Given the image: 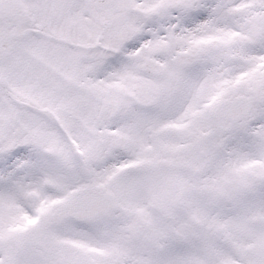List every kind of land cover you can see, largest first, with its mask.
<instances>
[{
	"label": "rangeland",
	"instance_id": "rangeland-1",
	"mask_svg": "<svg viewBox=\"0 0 264 264\" xmlns=\"http://www.w3.org/2000/svg\"><path fill=\"white\" fill-rule=\"evenodd\" d=\"M46 1L0 0V264H264V0ZM192 93L198 110L164 111ZM239 96L252 111L212 127L209 109ZM157 129L163 150L148 155ZM87 182L112 189L116 210L61 223L58 203Z\"/></svg>",
	"mask_w": 264,
	"mask_h": 264
},
{
	"label": "water",
	"instance_id": "water-1",
	"mask_svg": "<svg viewBox=\"0 0 264 264\" xmlns=\"http://www.w3.org/2000/svg\"><path fill=\"white\" fill-rule=\"evenodd\" d=\"M110 4L111 2H107ZM229 13L232 16L240 15L244 13L242 8L232 7L229 9ZM240 105L236 112H229L232 105ZM251 108L250 103L241 104L240 99L235 102H223L211 112L210 117L220 125L226 116H230L234 121L240 120L245 114L249 112ZM162 131L154 132L151 136L153 147L150 151L161 150L160 135ZM113 210L112 195L109 192H105L100 185L88 184L82 188L75 190L71 199L63 203L59 208V215L62 220L69 218H77L82 220H88L93 217H97L101 214L107 215ZM256 255V254H254Z\"/></svg>",
	"mask_w": 264,
	"mask_h": 264
},
{
	"label": "bare ground",
	"instance_id": "bare-ground-1",
	"mask_svg": "<svg viewBox=\"0 0 264 264\" xmlns=\"http://www.w3.org/2000/svg\"><path fill=\"white\" fill-rule=\"evenodd\" d=\"M246 1L247 0H240L237 2V4H240V3L246 2ZM212 8H213V6H210V7L205 6V7H202L201 9L196 10L195 12L191 13L187 32L180 33V32H176V31L172 30V31H170V34L175 35L176 41H178L179 43L182 40L187 39L190 34H194L196 32L197 27L203 23V21L207 17V14L209 13V11ZM208 34H210V33H208ZM177 48L181 51V49L179 47H177ZM234 51H237L240 53V50L237 49L236 47H235ZM158 52L161 53L160 50H158ZM254 56H255V58H258V57L262 58L264 56V37H263L262 47H261L260 51L256 54H254ZM185 57H186V53L181 52L179 55V58L184 59ZM233 58H234V56H233ZM213 64H215V62H213ZM235 68L237 69V71L233 72V74H235V76H238L241 69H239L238 67H235ZM202 75H203V73H202ZM191 95H192L191 98L189 100H185V101H182L179 98L174 99L170 104H168V106L165 108L164 111L167 112L168 114H171V116L174 114L180 115L181 113H184L187 110V108L190 104H193L194 109L198 110L199 104H201V99L196 97L195 94H193V93ZM177 115H175V116H177Z\"/></svg>",
	"mask_w": 264,
	"mask_h": 264
},
{
	"label": "flooded vegetation",
	"instance_id": "flooded-vegetation-1",
	"mask_svg": "<svg viewBox=\"0 0 264 264\" xmlns=\"http://www.w3.org/2000/svg\"><path fill=\"white\" fill-rule=\"evenodd\" d=\"M25 1H28V3H31V2H32V0H25ZM43 1H45V0H43ZM55 1L59 2V1H61V0H55ZM46 2H47V5H46V9H47V10H54L56 6L59 7V4H58V3H57V5H54L53 0H47ZM10 6H11V5H10ZM30 6H31V9H32V10H37V7H36V5H34V3H31ZM8 12H9V11H8ZM6 13H7V10H2V9H0V17H2V16H3L4 14H6ZM65 59H66V58H63L62 61H61V63H60V68H59V70H58V75H59V76H61V73H60L61 71H60V70H63V71H64L66 67H67L66 69H70V68H69V63L67 64V66H63V65H64V61H65ZM61 66H63V67H61ZM62 76H64L63 73H62ZM61 92H63V91H61ZM63 102H64V100L61 101L60 104H63ZM66 105L69 106V103H67Z\"/></svg>",
	"mask_w": 264,
	"mask_h": 264
}]
</instances>
